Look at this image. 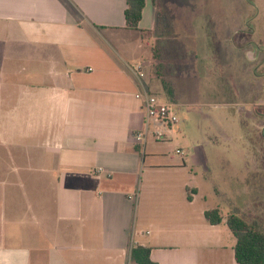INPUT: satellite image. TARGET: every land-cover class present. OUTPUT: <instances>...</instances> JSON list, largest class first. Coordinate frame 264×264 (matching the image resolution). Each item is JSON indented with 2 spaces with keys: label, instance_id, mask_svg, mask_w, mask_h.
I'll list each match as a JSON object with an SVG mask.
<instances>
[{
  "label": "crops",
  "instance_id": "obj_1",
  "mask_svg": "<svg viewBox=\"0 0 264 264\" xmlns=\"http://www.w3.org/2000/svg\"><path fill=\"white\" fill-rule=\"evenodd\" d=\"M126 9L127 0H0V264H133L136 246L158 264H239L227 217L243 208L217 186L230 210L206 204L202 145L186 141L185 126L183 141L181 126L170 142L134 138L146 119L136 94L167 76L179 102L177 72L199 58L159 28L164 0H147L138 30ZM235 33L227 25L215 47L228 68ZM158 39L171 43L161 71ZM140 62L144 81L132 70ZM215 208L219 225L205 215Z\"/></svg>",
  "mask_w": 264,
  "mask_h": 264
},
{
  "label": "rangeland",
  "instance_id": "obj_2",
  "mask_svg": "<svg viewBox=\"0 0 264 264\" xmlns=\"http://www.w3.org/2000/svg\"><path fill=\"white\" fill-rule=\"evenodd\" d=\"M164 1L166 16L158 21L159 28L176 32L190 59H200L177 72L181 124L174 129L187 127L186 141L200 143L210 161L209 170L205 166L206 204L230 210L219 187L243 208L244 217L264 221V0ZM227 25L236 31L230 37V45L236 46L228 54L233 62L229 68L215 51ZM152 92L166 99L159 79ZM178 133L183 141V127Z\"/></svg>",
  "mask_w": 264,
  "mask_h": 264
},
{
  "label": "trees",
  "instance_id": "obj_3",
  "mask_svg": "<svg viewBox=\"0 0 264 264\" xmlns=\"http://www.w3.org/2000/svg\"><path fill=\"white\" fill-rule=\"evenodd\" d=\"M159 6V0H154ZM147 0H127L125 11L126 26L138 30L143 11ZM171 44L170 41L158 39L154 46V63L157 71H161L163 64H160L163 44ZM157 62V63H156ZM155 76V72L152 74ZM164 93L167 100L176 103L175 86L172 79L167 76H160ZM207 220L212 225H219L223 222L224 216L219 208L208 210L205 213ZM227 225L236 238L235 257L239 264H264V221L249 220L243 214L232 212L227 217ZM133 264H158L151 259V248L136 246L131 250Z\"/></svg>",
  "mask_w": 264,
  "mask_h": 264
},
{
  "label": "built area",
  "instance_id": "obj_4",
  "mask_svg": "<svg viewBox=\"0 0 264 264\" xmlns=\"http://www.w3.org/2000/svg\"><path fill=\"white\" fill-rule=\"evenodd\" d=\"M132 70L140 81H144L147 77L145 62L136 64ZM136 97L145 99L146 119L145 128L135 133V141L138 144H145L152 136L156 140L170 142L173 139L174 128L180 123L177 105L159 99L148 88H143ZM176 152L179 155H185L182 149H177Z\"/></svg>",
  "mask_w": 264,
  "mask_h": 264
}]
</instances>
